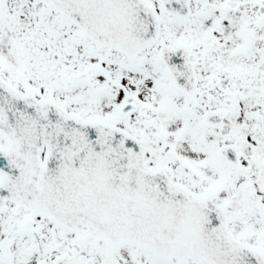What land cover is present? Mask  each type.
I'll use <instances>...</instances> for the list:
<instances>
[{
  "label": "snow or ice",
  "instance_id": "1",
  "mask_svg": "<svg viewBox=\"0 0 264 264\" xmlns=\"http://www.w3.org/2000/svg\"><path fill=\"white\" fill-rule=\"evenodd\" d=\"M0 264H264V0H0Z\"/></svg>",
  "mask_w": 264,
  "mask_h": 264
}]
</instances>
